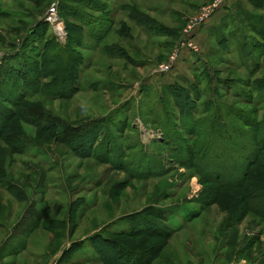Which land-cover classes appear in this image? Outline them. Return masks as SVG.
Masks as SVG:
<instances>
[{
    "label": "rangeland",
    "instance_id": "rangeland-1",
    "mask_svg": "<svg viewBox=\"0 0 264 264\" xmlns=\"http://www.w3.org/2000/svg\"><path fill=\"white\" fill-rule=\"evenodd\" d=\"M0 1L5 3L2 8L11 10L9 21L0 19L2 63V55L8 51L6 45L9 41L20 39L25 32L15 22L17 16L30 25V21L40 14L34 13L31 18L23 17L29 9H34L35 4L29 1ZM52 1L47 0L45 9ZM116 1H108L107 6L115 5L118 3ZM135 1L141 11L173 29L179 27L180 32L196 8L208 0ZM234 2L228 0L226 10L237 16L239 9H244V2ZM148 6L154 10L149 11ZM247 11L257 16L254 8L251 9L249 5ZM123 15L121 12L120 16ZM120 16L115 19H120ZM226 16L218 24L206 28L204 47H201L195 36L204 23L199 25L190 39L196 45L197 52L182 48L168 73H155L153 69L167 59L175 43L170 50L154 48L145 32L141 29L139 31L138 25L134 23L130 24L132 37L126 45L123 44L126 48L132 46L133 49L137 45L141 49V52L137 48L136 53H130L132 60L129 58L123 61L103 52L102 46L105 43L117 39L113 31L99 43H95L87 34L82 36V44L73 56L77 58L79 53L91 64L84 72L85 79L81 81L83 89L69 99H57L49 95L45 96L48 99L38 96L30 99H39L45 110L66 122L103 117L99 139L91 147L90 156L85 158L74 156L64 144L46 141L44 138L38 140L45 142H34V129L26 123L19 125L22 128L21 135L9 139L8 146L11 148L0 142V167L3 170L0 179V264H53L58 251L66 247L69 241L87 235L109 220L138 210L153 201L166 209L164 224L175 230H171L166 244L148 264H264L262 189L245 195L239 188L201 185L198 177L192 175L191 169L168 160L171 153L161 138H167L163 135L164 111L168 112L166 105L169 104L163 90V81L172 72L170 78H184L190 82L193 75L191 71L198 65L196 56L201 59L208 56L212 60V57L221 53L215 45L220 29L233 28V31L244 32L240 17L239 23L229 20L223 26L221 23L225 22L223 19ZM50 29L53 34L57 33L51 25ZM157 39L168 41L170 38ZM55 40L63 44L65 37L61 40L55 36ZM234 43H231L233 47ZM51 56L52 60L56 58L55 65L52 64L55 67L57 63L63 64L68 59L63 54L52 53ZM216 65H219V69L226 67L218 62ZM232 70L229 68L222 71L220 76ZM80 74L83 72H79V77ZM235 74L242 73L235 70ZM50 79L45 78L40 88L44 90L46 83L53 90V93L52 90L49 93L54 94L61 82H49ZM107 80L108 83L103 82ZM158 99L164 104L161 105ZM3 118L0 115V119ZM37 121L40 126L44 123ZM235 153L230 151L231 159ZM12 183L18 186L13 190L20 192L24 197L22 201L16 200L11 191L4 189ZM209 187L215 189L216 194H212ZM113 191H117L115 195ZM77 196H82L84 200L77 209L76 227L72 233L69 231L70 224H67L66 232L62 231L59 237L42 228L47 219H64L69 201ZM117 224L119 227L124 226V223ZM84 250L83 255L93 254L86 245Z\"/></svg>",
    "mask_w": 264,
    "mask_h": 264
},
{
    "label": "trees",
    "instance_id": "trees-1",
    "mask_svg": "<svg viewBox=\"0 0 264 264\" xmlns=\"http://www.w3.org/2000/svg\"><path fill=\"white\" fill-rule=\"evenodd\" d=\"M22 1L35 4L34 9H29L23 17L31 18L34 13L40 16L30 21V25L17 16L15 22L25 32L17 41H9L6 45L8 51L2 55L0 115L4 118L0 119V142L8 146L9 139L22 134L20 123H26L34 129V142H45L38 140L44 138L66 145L76 157H88L94 142L99 139L104 118L66 122L45 110L39 99L30 98L38 96L48 99L45 96L49 95L57 99H69L83 89L81 81L85 79L84 72L91 64L79 53L75 58L73 53L81 46L82 36L86 34L99 43L117 23L113 29L117 39L105 43L102 50L109 57L128 61L129 58L132 60L130 53L140 49L137 45H134L135 49L124 46L132 37L131 23L138 25L139 31L145 32L151 46L167 50L179 37V27L173 29L141 11L135 0H118L111 7L107 6V2L115 0H57V15L65 31V41L60 44L42 17L47 0ZM4 4L0 1V19L9 21L11 10L2 8ZM147 9L154 10L149 6ZM121 12L124 14L122 17ZM226 14L223 19L225 22L221 24L224 26L229 20L239 23L240 17L244 32L233 31V28L220 29L215 45L221 53L217 57L211 60L208 56L204 59L196 56L198 65L191 71L193 75L190 82L183 78L163 85L169 104H165L168 112L164 111L163 135L167 138H161L171 153L168 160L191 169L192 175L198 177L201 185L239 188L245 195L256 193L259 189L264 193V14L254 16L245 9H239L237 16L232 11ZM116 16H120V19L116 20ZM156 37L170 39L167 41ZM232 41H235L234 47ZM52 53L63 54L68 59L63 64L57 63L55 67L56 58L52 60ZM217 62L226 67L219 69ZM229 68L233 70L220 76L222 71ZM235 70L242 74H235ZM80 71L83 74L79 77ZM45 78H51L49 82H61L54 94L49 93L52 89L46 83L41 91V82ZM103 82L108 83L109 80ZM98 89L104 90L103 87ZM158 100L161 105L164 104ZM31 115L36 119H29ZM37 120L43 121V125L40 126ZM230 151L237 152L236 159L235 154L231 159ZM1 152L0 145V166ZM2 177L3 170L0 167V179ZM15 187L18 186L12 183L4 189L11 191L16 200L22 201L24 197L19 191L13 190ZM210 190L216 194L215 189ZM83 200L82 196L70 200L65 218L47 219L42 228L59 237L70 224L69 231L72 233L76 227L77 209ZM165 211L153 201L131 213L111 219L89 234L69 241L66 247L58 251L53 264H148L166 244L171 230H175L164 224ZM118 222L124 223V226L119 227ZM85 245L93 254L83 255ZM77 253L79 255L76 256Z\"/></svg>",
    "mask_w": 264,
    "mask_h": 264
},
{
    "label": "built area",
    "instance_id": "built-area-1",
    "mask_svg": "<svg viewBox=\"0 0 264 264\" xmlns=\"http://www.w3.org/2000/svg\"><path fill=\"white\" fill-rule=\"evenodd\" d=\"M228 0H208L205 4L196 8L190 18L187 20L185 26L180 31V37L176 40L171 53H169L166 60L158 63L153 71L155 73H168L173 68L179 52L182 48H188V51L197 52L196 45L190 40L194 30L208 19L212 18L217 11L226 10ZM57 1H52L43 14V20L52 26V30H56L55 36L64 40L65 31L61 20L56 14ZM53 30V31H54ZM1 56V55H0Z\"/></svg>",
    "mask_w": 264,
    "mask_h": 264
},
{
    "label": "crops",
    "instance_id": "crops-1",
    "mask_svg": "<svg viewBox=\"0 0 264 264\" xmlns=\"http://www.w3.org/2000/svg\"><path fill=\"white\" fill-rule=\"evenodd\" d=\"M235 1L236 2H234L233 4L243 1L244 2L243 6H244L245 10H247V7L249 5L251 9L254 8V10L256 11L255 14H257V15L264 14V0H239V1L235 0ZM253 4L256 5V7H254ZM225 13H227V10L224 11V10L220 9L219 11H217L215 13V15L212 18H210L209 20L205 21L204 24L198 29V32L195 34V36H196L197 41L201 44V47H204V40H205V37H206V32H205L206 28L213 27L214 25L218 24L220 19L225 15ZM111 31H113L112 27L105 34L104 37L107 38ZM182 56H180V57H182ZM170 74L172 75V72ZM171 75H169V77H167L163 81L164 84H169V83L173 82L174 79H173V77L170 78Z\"/></svg>",
    "mask_w": 264,
    "mask_h": 264
}]
</instances>
